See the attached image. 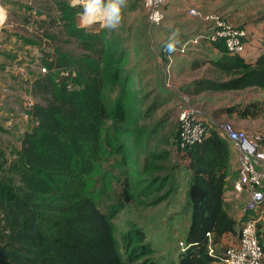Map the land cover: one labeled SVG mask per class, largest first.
Here are the masks:
<instances>
[{
  "label": "trees",
  "instance_id": "obj_1",
  "mask_svg": "<svg viewBox=\"0 0 264 264\" xmlns=\"http://www.w3.org/2000/svg\"><path fill=\"white\" fill-rule=\"evenodd\" d=\"M54 6L46 13L39 11L45 18L36 21L30 32L37 40L24 39L25 44L53 43V52L39 57L40 69L46 72L39 73L31 85L38 100L26 108L31 127L20 135L17 146L0 149V264H155V250L139 225L138 209L139 221L121 234L122 245L114 238L112 221L125 204L134 201L127 168L130 146L137 148L131 153L143 150L153 157L186 161V197L177 213L183 219L187 216L189 224L179 233L183 248L178 264H224V251L220 250L228 246L229 236L238 238L237 222L224 203L230 158L227 139L208 127L201 142L180 148L177 122L170 148L155 152L148 136L141 134L143 127L130 123L132 108H127L124 95L133 75L124 67L121 41L113 35L107 38L103 28L79 26L83 6L71 5L70 0H55ZM113 11L119 12L115 4ZM199 23L202 28L193 38L206 33L205 25ZM199 41L206 42L210 50L216 49L217 54L206 61L208 76L195 78L185 87L188 94L264 89V44L259 58L248 62L227 53L222 42ZM67 44H75L80 52L66 49ZM187 51L174 55L173 68L175 59ZM161 55L165 62V54ZM192 67L196 69L198 64ZM115 88L121 90L114 100L106 92ZM248 115L254 116L248 108L238 112L239 117ZM135 134L139 136L133 141L124 139ZM112 156L120 158L116 168L125 170L119 173L125 175L121 176L125 179L122 200L108 204L103 211L100 206L108 199V181L114 175L102 164ZM164 181L176 187L170 177ZM153 182L137 191L141 207L146 201L153 207L173 196L171 186L164 195L146 199L154 192ZM165 220L164 225L173 228L170 220ZM260 226L257 237L264 249V229ZM150 228L146 230L151 235L156 226Z\"/></svg>",
  "mask_w": 264,
  "mask_h": 264
},
{
  "label": "rangeland",
  "instance_id": "obj_2",
  "mask_svg": "<svg viewBox=\"0 0 264 264\" xmlns=\"http://www.w3.org/2000/svg\"><path fill=\"white\" fill-rule=\"evenodd\" d=\"M109 1L118 7L119 12L111 9L109 15L108 12L104 13L103 11V18L106 19L94 24L95 27L92 29L103 28L107 38L110 39L114 36L121 41L119 48L123 52L124 67L129 69L133 75L124 95L127 101L126 105L128 104L127 108L128 106L132 108H129L130 123L132 126L143 127L141 134L145 133L148 136L149 146L154 148L155 152L163 153L170 148V138L177 132V116L182 107V94L189 96L192 103L203 110L208 119L209 126H206L207 128L216 129L222 123L232 125L229 120L239 117L235 114L224 113L231 109L239 112L248 108L249 112L254 113V125H259L255 132L264 130V89L252 88L239 92L205 93L199 96L187 93L185 87L193 79L208 76L209 66L206 61L213 59L215 54L206 45V42L199 41L196 45H190L187 54L180 57L183 60L178 65V70L175 71L172 67L174 75L171 86L175 89L171 86L166 87L163 83L164 61L159 53L163 42L181 44L199 33L202 27L199 20L188 14L190 9H198L205 13H219L234 27L248 26L255 29L256 26L259 25L261 28L264 24V0H167V5L164 8L165 18L159 26H149L147 23L143 0ZM54 4L55 0H0V149L5 151L9 146H17L20 135L31 127L27 122L25 103L29 99L34 103L38 101L32 95L31 85L34 78L42 72L39 57L53 52L52 42L50 45L45 41L44 43L42 41L43 45L41 42L40 44H25L24 39L30 38L31 40L30 32L34 29L35 22L45 18V14L38 15L39 11L46 13V9H55ZM70 4L83 6L84 11L87 8L86 16L89 6L98 4L100 7H105L107 0H70ZM171 14L173 17H178L177 34L171 33V30H175L174 28L170 29V25L174 21ZM87 17H85V21H87ZM77 23L81 27H89L83 25L80 17ZM57 30L59 29L53 28V31ZM65 48L76 53L80 52L76 49L75 44H67ZM194 63L198 64V68L192 67ZM120 90L121 88H115L108 90L106 94L115 100ZM217 131L223 136L222 130L218 129ZM135 135L134 137H124V139L133 141L139 136V134ZM141 137H138L137 140H140ZM136 149V147L130 146L127 150L128 156L132 159L128 160L127 168L130 175H128L129 178H126L131 184L134 201L125 204L123 211L112 221L114 238L120 245H122L121 234L130 231L139 221L137 209L140 207L141 197L137 195V191L142 189L143 185L154 180L152 184L154 194L150 193L146 199L164 195L172 186L170 194L174 195L173 192L176 190L178 210L183 206V202L180 201L186 197V168L182 160L177 159L176 161L175 158L165 160L162 157H153L143 150L136 154L131 153ZM118 161H120L119 156H112L102 164L104 170H108L114 175L108 181V199L103 201L100 206L103 211L108 204L122 200L121 192L125 179L123 180L121 176L125 177V175L119 173L125 172V170L122 166L116 168L115 164ZM169 177L171 182L176 183V187L164 181ZM98 178H96L97 186L99 185ZM157 188L158 191L155 192ZM166 202L167 199L162 200L156 206L171 205ZM161 214L160 211L158 215ZM157 222L156 228H152L155 235H150L148 230L143 228L147 234V242L155 250L152 261L155 264H178L183 248V245L179 243L183 237H180L179 233L184 226H178L174 230V228L166 226L167 223L161 227L159 224L161 221ZM173 230L176 237L172 235ZM168 233L172 236L157 240L158 235ZM223 251L224 247L220 253Z\"/></svg>",
  "mask_w": 264,
  "mask_h": 264
},
{
  "label": "built area",
  "instance_id": "obj_3",
  "mask_svg": "<svg viewBox=\"0 0 264 264\" xmlns=\"http://www.w3.org/2000/svg\"><path fill=\"white\" fill-rule=\"evenodd\" d=\"M166 5V0H143L149 26H159L164 21ZM86 9L80 16L84 26H92L106 19L104 17L98 21H85ZM188 14L205 25L206 33L179 45L162 44L160 46L159 53L165 54L166 57L162 70L163 83L166 87L172 84L174 55L185 54L188 46L197 44L200 39L222 42L227 53L232 55L242 56L246 50L248 33L244 28L230 25L219 13H205L198 9H190ZM41 70L46 72L45 68ZM171 88L174 87L171 86ZM181 99L182 107L177 116L179 147L185 148L203 140L207 133V121L203 110L192 104L189 96L182 94ZM32 105L33 102L30 99L25 103L26 108ZM232 126L229 123H222L216 129L223 131V138L233 143L238 152V178L234 183L233 192L237 197L244 192L247 193L248 199L244 211H250L252 215L239 226L237 241L225 248L222 262L224 264H264V249L257 237V226L264 214V130L248 134ZM212 253L210 249L209 254Z\"/></svg>",
  "mask_w": 264,
  "mask_h": 264
},
{
  "label": "crops",
  "instance_id": "obj_4",
  "mask_svg": "<svg viewBox=\"0 0 264 264\" xmlns=\"http://www.w3.org/2000/svg\"><path fill=\"white\" fill-rule=\"evenodd\" d=\"M101 9L104 11V13L108 12L110 15V10L111 9L113 10L112 2L107 0V5L105 7L101 6ZM172 15L173 14H171V18H173L174 21H172L173 24L170 25V29L174 28L175 30H171V33L177 34L178 32H177V24L176 23H177L178 17H173ZM167 16H169V15H167ZM240 27L244 28L248 33V36L246 39V50H245L244 54L242 55V57L244 60H246L248 62H255L259 58V56L261 55L263 44H264V32H263L264 24L261 26V28L259 25L256 26L255 29L250 28L248 26L247 27L240 26ZM258 29H259V32H258ZM211 50L215 53V55L217 54L216 49L212 48ZM182 60L183 59H181L180 56H178L175 59V66H174L175 71L178 70V65L181 63ZM230 111L231 112L227 111L224 114H235L238 116L237 111H233V110H230ZM253 117L249 116V115L245 118L233 117L231 120H229V122L236 129L244 130V131H247L248 133H253V132L257 131V129L259 128V125H254ZM205 119H206V121H207L206 123L208 125V119L206 118V116H205ZM220 136H222V135H220ZM228 145H229V149H230V158H229L228 168L226 170L227 177H226V190L224 192V203H225V207H226V210L229 213V215L232 216L235 219V221L237 222V230H238L241 223L244 220L248 219L252 215V212L244 211V207H245L246 201L248 199V195L246 192H244L239 197L234 195L233 186H234L235 181L238 178L239 160H238V152L235 148V145L231 142H228ZM183 165L184 166L186 165L185 160H183ZM176 194L177 193H175L169 200H167V202H166L167 204L172 203L169 206H162L160 204L158 207L156 205L153 207H148L147 206L148 201H146L142 207L140 206L138 208V211L140 212L139 225L142 226L143 228H150V227L156 226V224H158L157 221H161L160 224L164 225L163 222H166L165 219H169L170 224L174 228V230L178 226H184L183 230H182V233H184V230L186 229V227L189 224V218L186 216L183 219L177 213L178 207L176 206L177 205ZM180 202H183V200ZM142 203H143V201H142ZM141 210H142V215H141ZM160 211L162 212V214L158 215V213ZM259 226H260V228L264 229V214H263L261 222L259 223ZM174 230H173L172 235H173V237H176ZM154 232L155 231L153 230L152 231L153 235H155ZM172 235L170 233L160 234L157 236L158 237L157 240H160L162 238L166 239L167 237H170ZM226 240H227L226 245H229L231 243H234L237 240V237L229 236Z\"/></svg>",
  "mask_w": 264,
  "mask_h": 264
},
{
  "label": "bare ground",
  "instance_id": "obj_5",
  "mask_svg": "<svg viewBox=\"0 0 264 264\" xmlns=\"http://www.w3.org/2000/svg\"><path fill=\"white\" fill-rule=\"evenodd\" d=\"M97 5L92 4V6H89V8H88L89 11H88V14L86 15V16H88L87 21H93V20L98 21V20L103 19V14H102L103 10L101 9V7L99 5L98 6Z\"/></svg>",
  "mask_w": 264,
  "mask_h": 264
}]
</instances>
